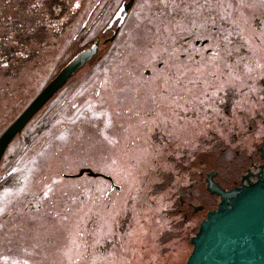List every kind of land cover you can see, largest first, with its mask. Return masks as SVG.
<instances>
[{"label": "rangeland", "instance_id": "1", "mask_svg": "<svg viewBox=\"0 0 264 264\" xmlns=\"http://www.w3.org/2000/svg\"><path fill=\"white\" fill-rule=\"evenodd\" d=\"M76 1L81 6L73 13ZM117 2L0 0V135L70 55L105 24ZM187 37L191 44L196 38H207V47L224 49L223 55L216 56L222 58L219 66L228 70L230 82L239 79L243 87L248 86V76L262 68L257 64H264V0H139L116 42L103 46L106 55L99 66L77 75L8 149L0 165V264L185 263L192 246L183 232L178 233L181 226L167 216L160 221L149 217L144 201L145 176L153 175L158 166L154 156L161 159L164 152L160 146L151 145L149 150L146 144L126 150L128 134L115 126L127 110L126 98L130 97V109L140 101L132 96L137 97L143 87L128 88L118 79L129 81V73L114 69L120 64L157 63L161 49L170 54L173 49L189 48ZM194 48L201 53L204 49ZM102 67L111 69L103 86L99 85ZM239 72H244L246 83ZM203 75L210 76L209 72ZM92 77L95 80L87 84ZM148 89L153 96L160 91ZM171 89L181 90L178 95H189L190 90ZM198 91L196 115L184 114L182 119L198 127L192 142L182 143L181 150L188 156L211 146L203 144L209 139L206 125L210 120L216 123L202 116L210 97ZM180 105L184 112L188 110ZM134 128L133 140L141 143L142 124ZM156 128L148 139L158 145L166 130ZM119 133L121 147L115 144ZM147 149L151 158L141 164L137 155ZM85 165L116 176L126 195H104L109 182L103 178L86 174L79 180L64 179L63 172H76ZM25 196L34 200L35 209H27Z\"/></svg>", "mask_w": 264, "mask_h": 264}, {"label": "flooded vegetation", "instance_id": "2", "mask_svg": "<svg viewBox=\"0 0 264 264\" xmlns=\"http://www.w3.org/2000/svg\"><path fill=\"white\" fill-rule=\"evenodd\" d=\"M129 1L130 0H118L113 13L105 24L91 37V39L82 44L81 47L73 52L60 66L59 70L80 51L98 42L97 54L76 72L67 81L65 86H63V88H61L37 114H35L23 128L22 132L16 135L7 147L0 161V165L4 161L8 149L23 135V132L28 125L34 121L35 117L42 112L77 75L85 71L88 72L90 69L99 66L100 61L106 55L103 46L105 44L111 46L116 42L127 19L139 3V0H134L132 7L129 9L122 22L123 14L115 19L119 9ZM80 6L79 1L74 2V8L72 9L73 13H75V7L78 9ZM61 18L64 21L66 20L65 17ZM82 30L83 29L77 33V37H81ZM136 32L137 30L132 33L135 34ZM113 36L114 38L110 39ZM189 38L190 37L186 38L190 43L189 45H191L189 48L185 47L184 50H182L183 48H179L176 52L174 49L172 50L170 53L174 55V58L171 59L172 62H167L171 61L169 58L170 51L166 52L164 48L159 52L162 58L159 57L160 59H158L157 63L140 65L120 64L114 69L119 72L126 71L129 73V81L118 79L120 83H124L128 88L136 86L143 87V90L137 91V97H135L136 95L132 96L133 99L137 98V100L140 101L137 104L134 102L135 104L133 103L130 109V97L126 98V102L124 103H126L127 110L121 114L122 117L119 118L115 126L121 127V132L123 134L124 132L128 134L125 144L126 150L135 144H146L149 150L151 145L153 148H157V146L161 147L164 156L161 159L160 156L156 158L154 156V162L158 164V166L152 165L156 168L153 175L151 177L148 175L145 176L147 188L144 192V201L149 208L148 216L156 218L154 220L158 219V221H160L161 218L164 219L166 216L173 218L174 224L181 226V230H178V233L183 232V237H188V241L185 240L193 247L190 242L191 237L199 230L202 220L207 218L208 213L216 210L222 202V196L212 192L209 189V185L219 184L226 191H230L236 187H241L243 184H249L250 181H257L260 177L264 176V64H257V66L261 65L262 68L258 67L251 76H248V86L244 85L245 87H243L239 79H235V82H230L228 70L226 68L222 69L221 66H219L220 59L222 58L216 56L217 54L223 55L224 49L215 50L212 47H207L209 44L207 38L202 41L196 38L193 44H191ZM131 45L135 44L131 43ZM194 46L203 47L204 49H200L202 53L199 52V49L194 48ZM205 59L206 62H204ZM221 69L223 72H221ZM110 71L111 69H108V67H104L102 71H99L101 72V74L99 73L101 77L100 83L98 82L99 85L103 86L104 82H107L105 78L108 77L107 74ZM205 72H209L210 76H204L203 73ZM241 77L246 83L244 72H239L240 80H242ZM92 79H88V81H86L87 84H92L95 78L92 77ZM152 87L154 89L160 88L161 92L159 91L157 96L150 95L148 88L152 89ZM170 88H190L189 95H178L176 92L179 93L180 91L181 93V90L172 91ZM198 89L208 92L210 97L209 109L202 112V116L206 115L208 116L206 118L216 120V123L210 120L206 125L209 130V139H205V143L203 144H210L211 146L209 148H202L200 153L195 151L192 155L189 154L190 156H188V154L181 150L182 143H191L192 135L198 130V127H196L197 125H194L193 122L184 123L182 119L184 114L190 117L196 115V112L193 111L197 110V95L200 92ZM140 92L142 95L138 96ZM124 98L125 97H123L122 100ZM122 100L117 102L118 105L125 101ZM180 103L186 105L189 111L187 110L184 112L181 110V105L178 106ZM247 103H249V106H247ZM149 104H154L156 109L152 110ZM175 104H177L176 107ZM20 115H18L14 121ZM14 121H12V123ZM141 124L145 141L142 140V142L139 143L137 139L133 140V135L134 133L137 134V131H134V127ZM157 126L166 130L162 132V141H158V145L153 144L148 139V133ZM215 127L219 133L214 130ZM127 130H130L131 134ZM58 134V132L53 133L52 138L50 135L51 140L55 139ZM119 134L120 138L115 139V144L121 147L123 135L121 133ZM148 149L145 153L137 155L141 158V164H145L151 158ZM142 151L143 149H138V152ZM162 168H165V171H161ZM83 169H92L95 173L100 174L90 175L89 172L84 171L81 175L75 176ZM62 174L64 179L72 180H79L85 177L86 174L90 177L103 178L109 182V188L104 195L110 197L114 192L117 195H126V189H124L122 183L118 181L116 176L97 171L90 165L81 166L76 172H73V174ZM28 197L29 196L24 197L26 199L25 201H28L24 203H26L27 209L30 208L33 210L35 209L33 206L34 200ZM38 205L42 207L44 202ZM114 206L117 207V202ZM131 245L132 244L129 242V247H131ZM187 256H189V254ZM146 257L147 259H152L150 262L154 263V258L149 256ZM131 262H133V260Z\"/></svg>", "mask_w": 264, "mask_h": 264}, {"label": "water", "instance_id": "3", "mask_svg": "<svg viewBox=\"0 0 264 264\" xmlns=\"http://www.w3.org/2000/svg\"><path fill=\"white\" fill-rule=\"evenodd\" d=\"M133 2L130 0L124 4L115 19L123 14L122 22ZM97 52L98 42L76 54L46 84L0 136V161L16 135ZM84 171L90 175L100 174L83 169L78 175ZM209 189L220 194L222 202L216 210L208 213L191 237L193 247L184 264H264V176L230 191L219 184H211Z\"/></svg>", "mask_w": 264, "mask_h": 264}, {"label": "crops", "instance_id": "4", "mask_svg": "<svg viewBox=\"0 0 264 264\" xmlns=\"http://www.w3.org/2000/svg\"><path fill=\"white\" fill-rule=\"evenodd\" d=\"M63 173H72V174H73V172H70V171H67V172H63Z\"/></svg>", "mask_w": 264, "mask_h": 264}, {"label": "trees", "instance_id": "5", "mask_svg": "<svg viewBox=\"0 0 264 264\" xmlns=\"http://www.w3.org/2000/svg\"><path fill=\"white\" fill-rule=\"evenodd\" d=\"M142 261H143V260H142ZM142 261H141V262H142Z\"/></svg>", "mask_w": 264, "mask_h": 264}]
</instances>
